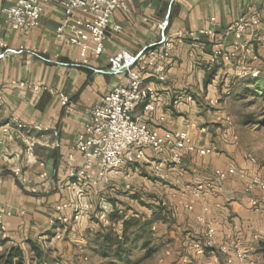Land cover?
<instances>
[{
	"label": "crops",
	"instance_id": "0c3cea01",
	"mask_svg": "<svg viewBox=\"0 0 264 264\" xmlns=\"http://www.w3.org/2000/svg\"><path fill=\"white\" fill-rule=\"evenodd\" d=\"M118 1L123 9L113 12L104 51L94 58L91 44L82 57L79 48L56 35L61 25L85 19L80 12L68 19L60 5L41 0L39 25L26 33L7 23L1 8L8 3L0 0V241H5L0 254L17 246L24 264H38L33 244L41 249L42 260L62 257L73 262L85 239L97 234L98 209L111 203L109 195L115 199L117 190L131 194L129 189L142 182L149 194H165L158 202L171 211L177 236L183 231L185 236L203 237L206 225H212L216 245L238 239L251 259L260 262L264 197L246 195L238 175L218 185L213 179L216 172L231 167L249 175L255 171L246 158L251 155L243 156L238 147V126L227 114L221 97L227 93L218 85L233 78L226 72L241 70L236 58L244 53L236 49L238 43L253 44L254 52L260 44L264 49L263 43H254L256 37L264 38V24L238 37L229 31L242 17L264 21V0ZM165 20L167 58L144 56L137 64L149 71L164 64L165 80L145 78L152 89V110L144 113L146 103H141L136 113L158 133L185 132L197 151L213 152L200 156L169 144L160 158L146 151L144 158L104 182L75 185L69 171L83 164L75 143L89 122V111L111 89L125 84L123 74L108 73L109 59L121 51L135 56L158 43ZM232 53L236 58L230 57ZM245 60L250 62L248 54ZM83 61L86 67L71 66ZM91 68L107 73L95 74ZM212 71V79L205 83ZM195 187L201 188L198 195L189 192ZM149 203L144 208L153 209ZM216 256L215 247L204 255L206 264H223Z\"/></svg>",
	"mask_w": 264,
	"mask_h": 264
},
{
	"label": "built area",
	"instance_id": "2783aa9c",
	"mask_svg": "<svg viewBox=\"0 0 264 264\" xmlns=\"http://www.w3.org/2000/svg\"><path fill=\"white\" fill-rule=\"evenodd\" d=\"M8 3L1 8L7 23L14 30L29 32L39 25L42 4L41 0H2ZM60 5L66 18H71L74 12H80L85 19L76 21L73 26L61 25L56 30L59 40H63L72 47L80 49V54L85 57L90 49L94 58L99 57L104 51V41L109 27L110 18L114 11L123 9L118 0H52ZM264 24L260 17H242L238 19L229 31L237 37L247 30L255 31ZM163 26V25H162ZM161 26V29H162ZM118 30L119 27H113ZM256 44L264 43V38L256 37ZM159 46L160 49H152ZM238 51L244 55L236 58L240 64L249 55L252 63L259 61V56L253 53V44L244 41L236 45ZM169 53V47L165 43V37L154 45L130 56L121 51L109 59L108 73L123 74L125 84L118 85L105 94L101 101L89 111V122L84 127L83 133L75 143L76 151L81 155L83 164L80 168L71 167L69 176L75 179L76 184L100 183L108 179L111 174L120 173L125 167L136 163L149 151L154 158H160L170 144L174 149L195 152L205 156L213 152L212 149L197 151L185 132H173L164 130L162 133L151 129L144 116L136 113V108L141 103H146L144 113L152 110L149 104L152 98V89L145 84V78L155 77L158 81L165 80V66L158 63L152 69L144 70L137 64L146 56L149 59L164 60ZM219 53L215 55L217 57ZM218 65V60L213 59ZM74 67H86V62L71 63ZM95 74H104L107 71L92 69ZM177 155L172 156V161L177 162ZM253 165L255 160L251 156L246 157ZM258 171L251 175L238 173L234 168L225 172H216L213 182L218 185L228 177L238 175L242 180V190L246 195L264 197V168L256 166ZM159 166L156 168L158 170ZM200 187L192 188L189 192L198 195ZM256 205V204H255ZM202 222V219L200 220ZM216 247L217 259L222 257L223 264H234L235 261L243 264H254L248 251L244 250L238 239H231L227 243L216 245L215 229L212 225H206L202 240L195 241L192 245L197 256Z\"/></svg>",
	"mask_w": 264,
	"mask_h": 264
},
{
	"label": "rangeland",
	"instance_id": "374dc122",
	"mask_svg": "<svg viewBox=\"0 0 264 264\" xmlns=\"http://www.w3.org/2000/svg\"><path fill=\"white\" fill-rule=\"evenodd\" d=\"M261 47L260 44L257 52L253 50V53L259 56L258 62H246L244 59L243 62L245 61L246 64H236L241 70L226 72V77L233 78L218 85L219 89L223 85L227 93L221 96L227 114L231 117L232 123L238 126L236 127L238 147L243 156L251 155L256 162L255 171L251 174L258 171L257 165L264 168V49ZM222 72H224L223 69ZM139 169L141 171V168ZM135 187L136 189H129L131 194L117 190L116 198L109 195L112 202L107 205L105 203L101 210L98 209L101 212L97 218L98 232L111 226L113 233L120 234L122 218L138 221L129 229L130 239L136 240L130 243L127 255L119 259H104L100 255L104 244L102 241H96V235L92 234L87 235L82 252L75 254L73 262L62 257L55 258L54 261L43 259L42 262L44 264H185L193 260L195 264H206L209 260L203 255L197 256L192 248L195 241L202 240V235L185 236L183 231H179L177 236L176 229H173L171 211L167 209V206L163 207L165 212H160L158 209L161 207L158 197L164 198L165 194L154 195L151 192L149 194L142 182L141 187L138 185ZM155 198H157L156 201H154ZM104 200L107 202V199L104 198ZM146 202H150L148 206H153V209L144 208ZM155 203L156 206H154ZM109 211L115 212V219L111 220L108 217ZM153 219H165L166 223L163 224L166 226L158 229V222H152ZM136 235L138 238H134ZM146 242H148L147 247L144 246ZM72 245L75 244H70L71 249L74 250L76 247ZM79 256L80 259H78ZM262 261L263 259L260 258V262Z\"/></svg>",
	"mask_w": 264,
	"mask_h": 264
},
{
	"label": "trees",
	"instance_id": "16d2710c",
	"mask_svg": "<svg viewBox=\"0 0 264 264\" xmlns=\"http://www.w3.org/2000/svg\"><path fill=\"white\" fill-rule=\"evenodd\" d=\"M214 71L207 75L205 83H209L212 79ZM254 96V95H253ZM112 202V201H111ZM160 212H165L163 207H159ZM115 212H111L109 214V218L111 220L115 219ZM165 219H153L152 222L158 223H166ZM138 223L135 219H121V227L120 234L113 233L111 226L106 227L102 231L98 232L95 236L96 241H102L104 244V249L101 251L100 255L104 259H119L128 253V247L130 243H134L136 239H130L129 237V229L132 226H135ZM138 235L134 238H138ZM5 241H0V243H4ZM148 242L144 243V246L147 247ZM193 245V244H192ZM31 252L33 253V259L37 261L38 264H44L42 262V251L39 247L31 244L30 245ZM210 250H205L203 256L208 253ZM258 253L261 254L263 259L262 262H254V264H264V242H261ZM0 264H24V257L22 251L19 247L13 246L9 249L5 250L2 254H0ZM185 264H195L193 260L187 261Z\"/></svg>",
	"mask_w": 264,
	"mask_h": 264
},
{
	"label": "water",
	"instance_id": "95a60500",
	"mask_svg": "<svg viewBox=\"0 0 264 264\" xmlns=\"http://www.w3.org/2000/svg\"><path fill=\"white\" fill-rule=\"evenodd\" d=\"M167 24H168V22H167V20H165L164 23H163L162 29H161V39L162 40L164 38V31H165V29L167 27Z\"/></svg>",
	"mask_w": 264,
	"mask_h": 264
}]
</instances>
